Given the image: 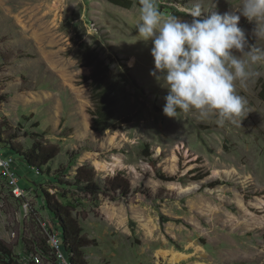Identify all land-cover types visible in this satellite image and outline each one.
<instances>
[{
    "label": "rangeland",
    "instance_id": "obj_1",
    "mask_svg": "<svg viewBox=\"0 0 264 264\" xmlns=\"http://www.w3.org/2000/svg\"><path fill=\"white\" fill-rule=\"evenodd\" d=\"M131 1L124 9L106 0H0L1 137L21 152L34 143L58 149L42 173L9 153L29 189L30 210L22 214L16 201H0V240L18 260L45 247L56 225L45 190L75 204L72 216L89 241L85 264H264V102L258 97L264 61L248 64L250 79L236 81L246 106L235 123L196 112L168 118L166 85L149 75L151 42L137 35L139 0ZM171 1L158 0L174 8L158 7L161 15L186 20L196 7L207 15L242 5ZM262 23L241 17L239 27L249 45L264 50V36L253 31ZM78 41L108 66L104 85L115 101L114 126L104 131L90 126L84 77L91 67L80 61ZM115 162L114 170L97 168ZM83 165L101 180L122 172L130 195L112 200L63 184Z\"/></svg>",
    "mask_w": 264,
    "mask_h": 264
},
{
    "label": "clouds",
    "instance_id": "obj_2",
    "mask_svg": "<svg viewBox=\"0 0 264 264\" xmlns=\"http://www.w3.org/2000/svg\"><path fill=\"white\" fill-rule=\"evenodd\" d=\"M190 15V20L165 18L158 0H139L136 32L143 42H151L154 67L149 75L166 85L162 113L175 118L196 112L204 118L214 115L220 123H235L246 106L236 93V81L250 79L248 64L264 61V50L248 44L239 21L245 17L264 22V0H242L238 12L204 15L196 7ZM253 31L264 36V23Z\"/></svg>",
    "mask_w": 264,
    "mask_h": 264
},
{
    "label": "trees",
    "instance_id": "obj_3",
    "mask_svg": "<svg viewBox=\"0 0 264 264\" xmlns=\"http://www.w3.org/2000/svg\"><path fill=\"white\" fill-rule=\"evenodd\" d=\"M106 1L124 9H129L132 6L131 0ZM171 2L182 4L178 0H173ZM158 7L170 10L174 9L173 7H162L161 2ZM78 42L80 61L83 62L84 66L91 67V73L84 77L90 91V126L95 132L104 131L114 126L113 117L115 101L111 97L110 90L104 85L108 76V66L104 65L83 41ZM259 84L260 91L258 97L264 102V81ZM0 139L5 141V139L3 140L1 137V133ZM5 142L8 143L14 154L23 158L26 165L34 169L37 173H42L43 168L48 166L58 152L55 146L41 145L39 143H34L30 150L21 152L10 140H6ZM157 177L165 181L175 180V177H164L160 172L157 173ZM63 184L73 186L86 195L102 194L112 200L125 198L131 193L130 182L122 172H118L113 176H108L101 180L96 176L95 170L89 165L78 167L73 179L71 181H65ZM42 194L48 209L53 213L56 223L59 224L65 252L70 256V260L73 264H85L82 249L89 244V241L83 237L81 234V226L72 216L73 211L76 209L75 204L68 201L63 204L57 199L56 195L50 194L45 190H42ZM0 264H18V257L13 255L12 251L1 240Z\"/></svg>",
    "mask_w": 264,
    "mask_h": 264
},
{
    "label": "built area",
    "instance_id": "obj_4",
    "mask_svg": "<svg viewBox=\"0 0 264 264\" xmlns=\"http://www.w3.org/2000/svg\"><path fill=\"white\" fill-rule=\"evenodd\" d=\"M9 153H12L11 148L0 139V201L10 198L19 203L22 214H28L29 189L21 186L19 167ZM60 232L59 224L56 223L47 234L45 247L38 252L24 255L18 260V264H73L65 252Z\"/></svg>",
    "mask_w": 264,
    "mask_h": 264
},
{
    "label": "bare ground",
    "instance_id": "obj_5",
    "mask_svg": "<svg viewBox=\"0 0 264 264\" xmlns=\"http://www.w3.org/2000/svg\"><path fill=\"white\" fill-rule=\"evenodd\" d=\"M117 165H118V162H115V163H113L112 165H108V164H106V163H100L99 165H97V168H98V170H109V168H110V170H114L116 167H117ZM110 166V167H109ZM109 167V168H108ZM179 258V255H176V256H174L173 258H172V260H175V261H177V259Z\"/></svg>",
    "mask_w": 264,
    "mask_h": 264
}]
</instances>
